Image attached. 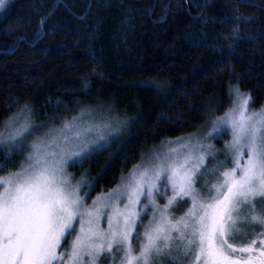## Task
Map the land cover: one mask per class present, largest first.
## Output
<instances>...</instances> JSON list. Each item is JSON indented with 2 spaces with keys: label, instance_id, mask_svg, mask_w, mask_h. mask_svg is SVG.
Listing matches in <instances>:
<instances>
[{
  "label": "trees",
  "instance_id": "obj_1",
  "mask_svg": "<svg viewBox=\"0 0 264 264\" xmlns=\"http://www.w3.org/2000/svg\"><path fill=\"white\" fill-rule=\"evenodd\" d=\"M234 85L251 107L264 104V0L0 6V131L25 104L46 124L100 100L134 119L130 137L83 160L91 194L114 185L147 144L195 129L212 102L223 110ZM20 151L0 150V174L17 166Z\"/></svg>",
  "mask_w": 264,
  "mask_h": 264
},
{
  "label": "snow or ice",
  "instance_id": "obj_2",
  "mask_svg": "<svg viewBox=\"0 0 264 264\" xmlns=\"http://www.w3.org/2000/svg\"><path fill=\"white\" fill-rule=\"evenodd\" d=\"M230 94L231 109L207 134L231 132L223 161L211 144L189 137L87 206L90 191L81 197L64 166L88 145L70 152L64 145L92 128L74 120L38 138L19 171L0 175V264H99L108 257L112 264H264V108L250 111V95ZM33 131L25 124L0 133V150L19 151Z\"/></svg>",
  "mask_w": 264,
  "mask_h": 264
},
{
  "label": "rangeland",
  "instance_id": "obj_3",
  "mask_svg": "<svg viewBox=\"0 0 264 264\" xmlns=\"http://www.w3.org/2000/svg\"><path fill=\"white\" fill-rule=\"evenodd\" d=\"M5 1L6 0H4V2ZM233 89H239L241 93L248 95L245 91L241 90L238 85L230 87L229 92L231 93V90ZM234 99L235 97L230 94V103L223 108V110L219 109L221 101H217L216 103L212 102L211 105L209 104V110L206 112L205 120L195 129L174 137H166L158 142L147 144L143 147L138 159L133 162L127 170L120 174L114 185L105 190H98L94 194H91L92 187H90L93 185L94 181L88 176L86 168L81 166L83 164V160L85 157L99 151L100 149L108 147L113 140L118 139V143H120L122 142V139H124L123 137H130L133 130L134 119L129 120L127 117L119 116L110 107H108L104 101L100 100L98 104L80 106L73 113L63 116L62 118H56L54 120L52 118L49 124H46L45 120H35L31 111V106L25 104L16 113H14L9 120L6 121V125L0 133H3L5 137H7L9 133H14L17 128L22 127L25 124L32 126L34 131L31 136H28L24 145L20 149L22 157L20 158L17 166L14 168L12 167L13 169H8L0 175H7L9 172L19 171L21 165L27 163L26 157L31 151L29 147L31 144L35 143L38 138H47V136L53 131L59 130L64 124L73 123L75 120L81 128L91 127L92 131L81 136L79 140L73 139L70 143L64 145L65 152L79 151V145L84 143L88 145L85 154L81 158H78L74 165L70 161L64 166L65 173L70 177V182L74 187L77 184H80L83 189L79 192L81 197H84L85 193L90 191V195H88L85 199L86 206L91 205L92 200H94L98 195L106 194L108 191L124 183L122 178L127 177L138 164H144L146 160L156 154H163L170 147H177L178 143H188L189 137H191L192 143L199 141L205 144H211L214 149L219 150L217 151L218 160L223 161L225 157L222 153L227 150L226 144L232 139L231 132L229 131L221 135L218 139L207 137V134L212 131L214 122L218 118L224 117L225 114L229 112ZM262 108H264V104L258 108H253L249 105L250 111H258ZM6 158L8 159L9 156H6ZM229 159H231V157ZM212 163L215 162L213 161ZM209 166L211 167L212 165L210 164ZM230 166V162L226 164V167ZM221 171H223V169H221ZM158 202L163 205L166 201L161 200ZM188 206L189 204H184L180 210L175 213V215H182ZM120 207H123V204H121ZM150 215L151 210H149V216ZM145 222H147V220H145ZM101 226L106 227V222L102 221ZM256 231H258V229ZM74 235L75 233H73L72 237H69V242ZM99 264H112V259L111 257L102 259Z\"/></svg>",
  "mask_w": 264,
  "mask_h": 264
}]
</instances>
